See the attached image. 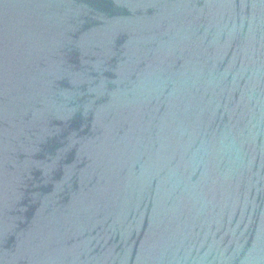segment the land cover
Returning <instances> with one entry per match:
<instances>
[{
  "label": "water",
  "instance_id": "95a60500",
  "mask_svg": "<svg viewBox=\"0 0 264 264\" xmlns=\"http://www.w3.org/2000/svg\"><path fill=\"white\" fill-rule=\"evenodd\" d=\"M0 264H264V0H0Z\"/></svg>",
  "mask_w": 264,
  "mask_h": 264
}]
</instances>
